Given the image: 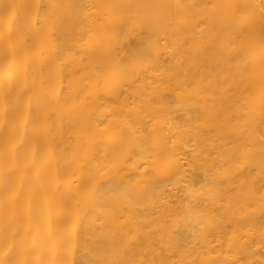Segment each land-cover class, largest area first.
<instances>
[{"label": "bare ground", "instance_id": "1", "mask_svg": "<svg viewBox=\"0 0 264 264\" xmlns=\"http://www.w3.org/2000/svg\"><path fill=\"white\" fill-rule=\"evenodd\" d=\"M0 264H264V0H0Z\"/></svg>", "mask_w": 264, "mask_h": 264}, {"label": "clouds", "instance_id": "2", "mask_svg": "<svg viewBox=\"0 0 264 264\" xmlns=\"http://www.w3.org/2000/svg\"><path fill=\"white\" fill-rule=\"evenodd\" d=\"M210 174H205V182L198 188H193V191L188 192L186 190V202L185 207L189 203L197 199L198 197H204L208 200L215 198L216 190ZM214 224V218L205 210L198 209L190 212L186 217L183 218L181 226L188 231L193 238H198L204 234V232L212 227Z\"/></svg>", "mask_w": 264, "mask_h": 264}]
</instances>
